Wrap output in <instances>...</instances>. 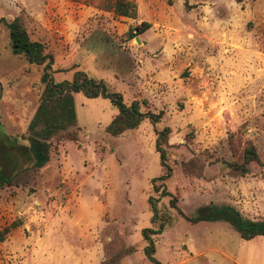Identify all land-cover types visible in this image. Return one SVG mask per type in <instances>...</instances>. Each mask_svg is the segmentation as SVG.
<instances>
[{
  "label": "rangeland",
  "instance_id": "rangeland-1",
  "mask_svg": "<svg viewBox=\"0 0 264 264\" xmlns=\"http://www.w3.org/2000/svg\"><path fill=\"white\" fill-rule=\"evenodd\" d=\"M127 1L135 19L114 14L113 0H0V19L20 18L53 55L54 81L82 70L126 104L163 112L154 127L144 120L112 137L105 128L116 109L77 93L76 126L52 140L43 168H24L42 67L11 53L0 23V173L11 181L0 187V231L9 229L0 264H153L142 230L161 224L151 236L161 264H264V237L186 219L221 204L264 219V0ZM141 22L150 27L135 35ZM165 126L171 176L155 192L152 180L166 171L154 130ZM249 146L259 162L242 174L233 165Z\"/></svg>",
  "mask_w": 264,
  "mask_h": 264
},
{
  "label": "trees",
  "instance_id": "trees-1",
  "mask_svg": "<svg viewBox=\"0 0 264 264\" xmlns=\"http://www.w3.org/2000/svg\"><path fill=\"white\" fill-rule=\"evenodd\" d=\"M215 1V0H202ZM243 0H236L240 3ZM114 14L124 18L135 19L136 5L133 1L113 0L110 6ZM8 31L10 51L15 56H22L26 63L37 67H42L40 83L43 85L42 92L38 101L32 109L30 117L25 126L24 139L28 142L25 149L28 153L29 165L24 168H43L49 161V153L52 148V140L61 132H66L69 128L77 124L76 106L74 94L81 93L86 98L101 97L110 102L116 109V114L112 117L105 131L112 137L122 135L128 130L137 129L138 126L147 120L153 127L160 122L163 112L154 113L149 110H142L146 107V101L133 99L129 104L123 100L121 93L110 91L102 80L88 77L82 70L74 71L71 80L60 82L54 81L52 77L54 58L47 51L46 46L39 41L30 40L26 30L23 28L20 18L15 17L11 21L0 19ZM150 27L149 24L141 22L133 31L135 35H141ZM130 38H133L132 31L128 32ZM155 150L159 155L160 166L166 171L161 176L152 180V183L160 182L155 188L159 192L164 187L165 181L171 176V169L165 166L166 150L170 128L165 126L160 131L154 130ZM72 142H77L76 137L70 138ZM252 162H259V156L253 146L246 147L242 156V163L233 165L234 169H239L242 174L247 173V166ZM23 168V169H24ZM11 181L4 179L0 173V187L9 184ZM162 197H171L170 206L182 215L175 205V198L169 192L162 188ZM160 195V196H161ZM153 217H156V208L151 204ZM192 223L224 221L228 223L241 239L245 241L256 237H264V219H248L241 215L239 211L227 204L205 206L202 211L197 212L194 217L187 218ZM163 225L158 229H144L142 236L146 242L143 248L144 255L153 264H161L154 258L155 246L151 238L152 235L161 234ZM9 232L8 228L0 231V243H2Z\"/></svg>",
  "mask_w": 264,
  "mask_h": 264
},
{
  "label": "crops",
  "instance_id": "crops-1",
  "mask_svg": "<svg viewBox=\"0 0 264 264\" xmlns=\"http://www.w3.org/2000/svg\"><path fill=\"white\" fill-rule=\"evenodd\" d=\"M53 71H54V68H53ZM74 100H75V94H74ZM76 106V105H75ZM76 115H77V113H76Z\"/></svg>",
  "mask_w": 264,
  "mask_h": 264
},
{
  "label": "water",
  "instance_id": "water-1",
  "mask_svg": "<svg viewBox=\"0 0 264 264\" xmlns=\"http://www.w3.org/2000/svg\"><path fill=\"white\" fill-rule=\"evenodd\" d=\"M137 42H139V40L137 39Z\"/></svg>",
  "mask_w": 264,
  "mask_h": 264
}]
</instances>
